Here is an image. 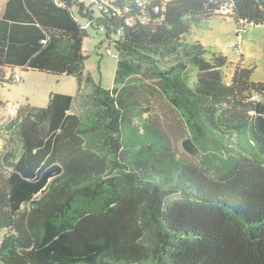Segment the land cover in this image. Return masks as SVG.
<instances>
[{"label":"trees","instance_id":"16d2710c","mask_svg":"<svg viewBox=\"0 0 264 264\" xmlns=\"http://www.w3.org/2000/svg\"><path fill=\"white\" fill-rule=\"evenodd\" d=\"M213 16L264 27V0H0V87L15 70L77 85L0 114V261L264 264V83L185 40ZM89 29L110 88L85 73Z\"/></svg>","mask_w":264,"mask_h":264},{"label":"rangeland","instance_id":"374dc122","mask_svg":"<svg viewBox=\"0 0 264 264\" xmlns=\"http://www.w3.org/2000/svg\"><path fill=\"white\" fill-rule=\"evenodd\" d=\"M110 3L111 0H98ZM89 5L90 0H79ZM95 9V8H94ZM96 11V10H95ZM242 41L236 35L234 21L229 18L213 16L207 21L197 25H191L189 33L185 35L188 43L199 42L207 51V58L214 53H221L227 58L224 74L227 80L234 72L235 66L241 62L245 67L254 68L252 80L264 83V27L251 26L248 34L242 35ZM240 48L241 55L234 48ZM107 41L104 34L95 29H89L88 37L83 42V51L86 55L85 73L92 76L94 81L103 88H110L113 84L115 61L106 52ZM22 76L20 83H12L6 87H0V114L13 106L20 109L30 107H45L52 93L74 95L77 85L72 78L55 77L43 73L17 71ZM155 95L156 109L168 119H175V110L170 105ZM179 119L184 125H188L187 118L178 112ZM14 147L16 143H13ZM5 147L0 142V151ZM5 236V231H0V242ZM0 264H4L0 261Z\"/></svg>","mask_w":264,"mask_h":264},{"label":"built area","instance_id":"2783aa9c","mask_svg":"<svg viewBox=\"0 0 264 264\" xmlns=\"http://www.w3.org/2000/svg\"><path fill=\"white\" fill-rule=\"evenodd\" d=\"M96 0H90V2H95ZM227 12V10H225V13ZM249 30V28L247 27V26H244L240 31H239V34H242V33H245V32H247ZM234 50H235V52L236 53H238V54H240V52H241V50H240V48H238V47H236V48H234ZM20 73H18V74H16L15 76H14V78H15V81L16 82H19V80H20ZM7 117L8 118H15L16 116H17V114H18V110H17V108L15 107V106H13L11 109H9L7 112Z\"/></svg>","mask_w":264,"mask_h":264},{"label":"crops","instance_id":"0c3cea01","mask_svg":"<svg viewBox=\"0 0 264 264\" xmlns=\"http://www.w3.org/2000/svg\"><path fill=\"white\" fill-rule=\"evenodd\" d=\"M249 31H250V29L247 31V32H245V33H242V34H238L237 32H236V35L238 36V38H239V40H241L242 41V35L243 34H248L249 33ZM238 54V53H237ZM240 55H241V53H240ZM15 71H18V70H15ZM3 116V115H2Z\"/></svg>","mask_w":264,"mask_h":264}]
</instances>
